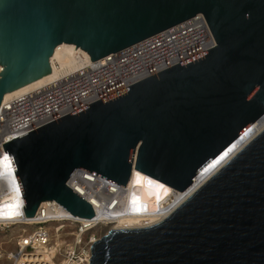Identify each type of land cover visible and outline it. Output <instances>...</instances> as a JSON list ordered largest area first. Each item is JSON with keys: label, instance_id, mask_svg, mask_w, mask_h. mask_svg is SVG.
I'll list each match as a JSON object with an SVG mask.
<instances>
[{"label": "water", "instance_id": "water-1", "mask_svg": "<svg viewBox=\"0 0 264 264\" xmlns=\"http://www.w3.org/2000/svg\"><path fill=\"white\" fill-rule=\"evenodd\" d=\"M197 14L213 49L2 145L27 220L52 201L94 217L65 185L76 170L123 188L133 169L191 188L264 116V0H0V106L50 74L60 44L93 63ZM89 264H264V129L159 225L109 230Z\"/></svg>", "mask_w": 264, "mask_h": 264}, {"label": "built area", "instance_id": "built-area-1", "mask_svg": "<svg viewBox=\"0 0 264 264\" xmlns=\"http://www.w3.org/2000/svg\"><path fill=\"white\" fill-rule=\"evenodd\" d=\"M215 45L203 15L197 14L93 63L80 53L84 51L77 48L74 53L78 64L76 70L32 91L26 97L1 103L0 202L4 196H14L18 191L23 219L17 217V220L9 221L17 222L14 229V225L3 224L8 220H0V240L15 231V235L3 245L8 247H0V264H89L91 247L97 241L91 242L92 238L86 237V233L97 226L94 217L90 220L74 218L54 201L40 204L34 219L25 220V205L14 171L9 168L8 153H4L2 145L152 75L189 61ZM87 177V172L76 170L65 185L77 195V180L87 184ZM56 234L61 244L53 250Z\"/></svg>", "mask_w": 264, "mask_h": 264}, {"label": "bare ground", "instance_id": "bare-ground-1", "mask_svg": "<svg viewBox=\"0 0 264 264\" xmlns=\"http://www.w3.org/2000/svg\"><path fill=\"white\" fill-rule=\"evenodd\" d=\"M76 50L77 48L73 45H58L50 58V74L5 94L2 103L26 97L32 91L76 70L78 67L74 57ZM80 53L83 54L85 59H89L88 54ZM263 129L264 116L242 132L238 140L232 141L219 153V156L217 155L200 170L191 188L183 193L175 192L170 187L135 169L132 170L124 188L87 173L89 182L86 184L77 180L75 192H77L78 197L85 199L93 208L94 220L97 223L95 227H108L110 230H135L159 225ZM5 158L8 159L7 156ZM9 168L13 169L11 162ZM16 192L17 194H14V196H4L0 202V220H8L3 224L14 225L12 229L17 227V222H9L10 220H17V217L23 219L22 201L18 198V191ZM14 232L10 233V238L15 235ZM59 238L57 234L54 236L53 250L61 244ZM94 240L95 238L92 237L91 242ZM6 242L8 240L3 239L0 241L1 249H3Z\"/></svg>", "mask_w": 264, "mask_h": 264}, {"label": "rangeland", "instance_id": "rangeland-1", "mask_svg": "<svg viewBox=\"0 0 264 264\" xmlns=\"http://www.w3.org/2000/svg\"><path fill=\"white\" fill-rule=\"evenodd\" d=\"M110 230V228L108 227H95L93 228L92 230L88 231L86 233V237L87 238H95L96 240L100 239L102 236H104L108 231ZM2 237V236H1ZM10 239V236L9 235H6V237L4 238V240H9ZM3 240V239H2ZM1 241V240H0ZM3 247H8V246H3Z\"/></svg>", "mask_w": 264, "mask_h": 264}, {"label": "snow or ice", "instance_id": "snow-or-ice-1", "mask_svg": "<svg viewBox=\"0 0 264 264\" xmlns=\"http://www.w3.org/2000/svg\"><path fill=\"white\" fill-rule=\"evenodd\" d=\"M6 159V158H5Z\"/></svg>", "mask_w": 264, "mask_h": 264}]
</instances>
